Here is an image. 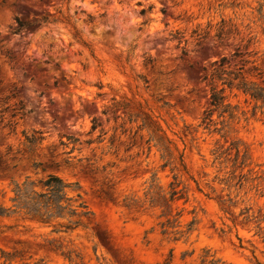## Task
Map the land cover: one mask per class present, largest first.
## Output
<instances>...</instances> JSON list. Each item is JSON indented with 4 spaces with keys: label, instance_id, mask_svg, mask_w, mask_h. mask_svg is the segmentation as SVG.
Here are the masks:
<instances>
[{
    "label": "rangeland",
    "instance_id": "obj_1",
    "mask_svg": "<svg viewBox=\"0 0 264 264\" xmlns=\"http://www.w3.org/2000/svg\"><path fill=\"white\" fill-rule=\"evenodd\" d=\"M250 38L264 71V0H0V203L54 173L91 211L0 217V264H264V112L226 87L209 122L200 79Z\"/></svg>",
    "mask_w": 264,
    "mask_h": 264
},
{
    "label": "trees",
    "instance_id": "obj_2",
    "mask_svg": "<svg viewBox=\"0 0 264 264\" xmlns=\"http://www.w3.org/2000/svg\"><path fill=\"white\" fill-rule=\"evenodd\" d=\"M17 22L16 31H21L27 26V23L20 19H17ZM193 33L197 37H206L209 34L208 31H199V29L194 30ZM232 35L238 36L240 32L230 21L222 19L214 37L222 41L229 39ZM251 43L252 38L245 45L236 47L229 57L223 56L203 68L204 73L200 75V79L208 81L211 85L210 107L206 110L204 117L209 122H212L211 115L214 112H219V116L228 114L230 118L235 117L238 107L227 102L226 87L230 90L236 88L242 91L255 101V109L260 108L264 112V85L249 78L250 76L259 77L264 82V71L257 65V59H250V56L257 54H252V51L248 50ZM242 47L245 51L241 50ZM236 60L241 64L231 63ZM248 64L252 66L246 75L244 68ZM217 83H221L222 87L218 88ZM93 122L92 129L95 130L98 123L96 119ZM40 139L42 138L26 135L30 148ZM62 144L65 143L62 142ZM75 185L77 184L68 182L54 173L38 179L28 177L24 182L15 185L11 207L0 203V217L8 216L11 213H24L45 226H53L52 232L56 233H71L80 227H86L83 218L89 216L91 211L86 201L82 199L81 193H77L75 196L70 195V191L74 190ZM177 193L178 191L174 189L172 195Z\"/></svg>",
    "mask_w": 264,
    "mask_h": 264
}]
</instances>
